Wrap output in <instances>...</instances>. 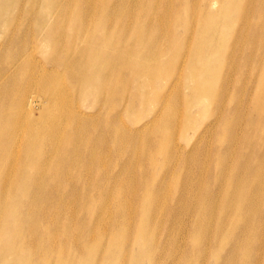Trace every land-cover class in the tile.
<instances>
[{
  "label": "bare ground",
  "instance_id": "1",
  "mask_svg": "<svg viewBox=\"0 0 264 264\" xmlns=\"http://www.w3.org/2000/svg\"><path fill=\"white\" fill-rule=\"evenodd\" d=\"M213 1L219 0H171L167 7L165 0H0V264L36 259L31 222H42L39 235L45 237L58 215L72 219L71 199L78 192L82 207V202L97 204L104 196L95 193L84 200L83 186H109L111 166L121 177L116 211L126 208L123 201L131 189L145 194V200L159 193L165 179L152 178L163 164L156 156L175 151L179 159L180 139L187 140V130L178 126L176 111L186 107L174 93L178 83L184 79L191 88V109L202 104L203 96L221 101L199 69L208 66L202 54L214 43H204L205 35L218 30L206 19ZM223 2L233 10L241 6L240 0ZM245 8L247 15L256 6ZM194 10L203 18L197 42L184 35L182 50L169 51L170 38L195 29ZM168 15L178 25L174 31H169ZM162 57L173 61L166 70L160 69ZM221 112L222 138L232 142L240 112ZM142 115L145 121L139 124ZM258 137L264 138L263 131L254 144L264 147ZM124 151L126 162L120 160ZM228 154L215 149L213 176L224 171ZM252 158L251 172L264 163L259 152ZM259 191L263 196L264 185ZM252 194L257 212L260 198ZM53 250L61 253L54 245L47 251Z\"/></svg>",
  "mask_w": 264,
  "mask_h": 264
},
{
  "label": "rangeland",
  "instance_id": "2",
  "mask_svg": "<svg viewBox=\"0 0 264 264\" xmlns=\"http://www.w3.org/2000/svg\"><path fill=\"white\" fill-rule=\"evenodd\" d=\"M234 2L237 4V0ZM240 3V9L233 10L220 0L213 1L208 9L207 23L218 30L210 29L205 35L204 43L211 44V39L214 43L202 54L204 60L209 58L208 66L199 69L208 76L209 90H218L222 95L221 101L215 103L213 97L208 95L207 100L203 96L202 104L191 109V88L185 86L184 79L178 83L174 93L186 104L179 108L180 114L176 111L178 126L187 130V140L180 139L178 148L183 155L179 159L175 151L167 157L156 156L163 164L158 176L152 178L157 182L165 179L159 193L145 200V194L141 196L131 189L123 201L126 208L116 211L113 201L117 199L116 183L121 177L112 173L115 165L109 167V186H83L82 192L87 195L84 200L95 193L104 196L97 204L82 202V207L78 192L71 199L72 219L58 215L56 225L45 237L39 235L42 222H31L34 247L39 254L36 259L30 256V264H264V195L260 197L259 191L264 185V163L251 172L256 153L264 162V147L254 144V136L264 133V1ZM254 3L255 11L251 9L252 14L245 15V6ZM164 4L170 7L171 0ZM239 11H243L242 15ZM194 13L198 18L195 29L186 34L182 31L181 37L185 35L189 41L192 38L197 42L203 18L196 10ZM166 21L169 31L178 26L169 15ZM182 21L186 22V18L182 17ZM181 37L169 39V51L182 50ZM172 64L166 57L160 69L166 70ZM175 64L179 66V60ZM193 98L200 100L195 95ZM234 108L240 112L241 123L234 131L233 141L225 142L220 113L222 109ZM139 118H143L139 124L145 121L144 115ZM123 141L127 142L126 137ZM217 148H224L229 154L224 171L213 176ZM128 159L129 153L124 151L120 160ZM163 168L165 175L161 173ZM252 192L260 198L257 212ZM129 206L132 207L128 209ZM92 238L97 247H91ZM52 245L61 253L47 251ZM8 259L13 260L14 256Z\"/></svg>",
  "mask_w": 264,
  "mask_h": 264
}]
</instances>
